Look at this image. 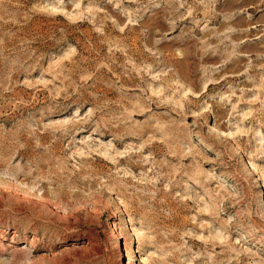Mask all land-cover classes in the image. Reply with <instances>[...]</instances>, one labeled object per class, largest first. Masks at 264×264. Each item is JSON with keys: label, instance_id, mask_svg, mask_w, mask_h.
Returning a JSON list of instances; mask_svg holds the SVG:
<instances>
[{"label": "rangeland", "instance_id": "obj_1", "mask_svg": "<svg viewBox=\"0 0 264 264\" xmlns=\"http://www.w3.org/2000/svg\"><path fill=\"white\" fill-rule=\"evenodd\" d=\"M263 138L264 0H0V264H264Z\"/></svg>", "mask_w": 264, "mask_h": 264}, {"label": "bare ground", "instance_id": "obj_2", "mask_svg": "<svg viewBox=\"0 0 264 264\" xmlns=\"http://www.w3.org/2000/svg\"><path fill=\"white\" fill-rule=\"evenodd\" d=\"M256 27H258V26H256ZM251 28H254V27H251ZM250 28V29H251ZM255 39H258V37L257 38H254V39H252V40H255ZM245 41H248V40H245ZM242 57L244 56V55H241ZM248 56V55H247ZM240 57V56H239ZM203 93H204V91H203ZM203 93L202 94H193L191 91H189V90H186L185 92H183V95H185L186 97H187V100H190V99H199V98H201V96L203 95ZM203 114H204V112H203ZM214 129V128H213ZM219 129V128H218ZM217 130V129H216ZM214 131V130H213ZM219 132V131H218ZM217 132V133H218ZM224 132H219V135H220V137H226V139L229 137V135L230 134H223ZM240 133V132H239ZM256 134H257V137L261 134V133H259V131H256ZM262 136V135H261ZM230 137H231V135H230ZM233 137V136H232ZM264 139V138H263ZM119 156H120V154H118ZM119 159H122V157L120 156V158ZM249 166L251 167V164H249ZM252 168H253V166H252ZM254 169V168H253ZM124 172V171H123ZM128 178V177H127ZM262 187H264V185L262 186ZM191 193V192H190ZM263 194H264V191L262 192ZM194 196V195H193ZM260 196V195H259ZM221 199H223V197H221ZM120 203V202H119ZM206 208V207H205ZM203 211H204V209H202ZM129 221V220H128ZM113 227H115V226H113ZM130 227V232H131V236L135 239V241L136 240H138L139 238L138 237H140L141 236V231L140 230H138V229H134L133 228V226L132 225H130L129 226ZM116 228V227H115ZM115 231V230H114ZM117 234H119V232H117ZM121 236V235H120ZM222 239V236H219L218 234H214V235H212L211 236V239L209 240V245H208V247H215L216 245H219V241ZM138 241H136V243H137ZM138 244V243H137ZM236 244H239L238 242H236ZM217 249V248H216ZM137 262H138V264H146L147 263V259H145L144 257H142V256H139L138 257V259H137Z\"/></svg>", "mask_w": 264, "mask_h": 264}]
</instances>
